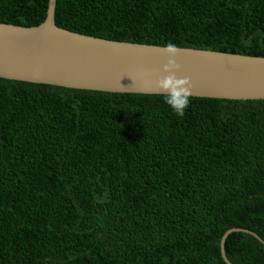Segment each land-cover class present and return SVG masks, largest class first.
<instances>
[{
  "label": "trees",
  "instance_id": "trees-1",
  "mask_svg": "<svg viewBox=\"0 0 264 264\" xmlns=\"http://www.w3.org/2000/svg\"><path fill=\"white\" fill-rule=\"evenodd\" d=\"M49 0H0L38 26ZM56 25L109 40L264 57V0H57ZM264 241V99L112 93L0 78V264H227ZM233 264L264 242L232 232Z\"/></svg>",
  "mask_w": 264,
  "mask_h": 264
},
{
  "label": "water",
  "instance_id": "water-1",
  "mask_svg": "<svg viewBox=\"0 0 264 264\" xmlns=\"http://www.w3.org/2000/svg\"><path fill=\"white\" fill-rule=\"evenodd\" d=\"M57 0H49L46 19L38 26L0 23V78L112 93L163 94L144 87L168 73L165 46L109 40L56 25ZM178 77H189L193 97L231 100L264 99V57L178 47ZM151 73L141 76V72ZM264 242L252 230L235 227Z\"/></svg>",
  "mask_w": 264,
  "mask_h": 264
},
{
  "label": "clouds",
  "instance_id": "clouds-1",
  "mask_svg": "<svg viewBox=\"0 0 264 264\" xmlns=\"http://www.w3.org/2000/svg\"><path fill=\"white\" fill-rule=\"evenodd\" d=\"M164 51L169 54L168 62L164 65V71L168 73L155 81L151 79L144 80V87L155 88L164 94L165 102L176 112L183 116L185 110L190 106V100L193 95L192 82L189 77H178L177 72L181 65L175 59L179 49L176 45L168 43ZM141 76H150L151 73L141 72Z\"/></svg>",
  "mask_w": 264,
  "mask_h": 264
}]
</instances>
